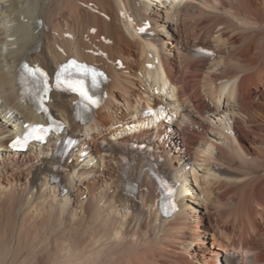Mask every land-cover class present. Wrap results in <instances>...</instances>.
<instances>
[{"label": "bare ground", "instance_id": "6f19581e", "mask_svg": "<svg viewBox=\"0 0 264 264\" xmlns=\"http://www.w3.org/2000/svg\"><path fill=\"white\" fill-rule=\"evenodd\" d=\"M122 11L151 18L159 47ZM93 43L126 67L110 68V98L88 128L72 119L74 98L55 96L70 123L61 138L88 144L96 161L80 165L64 192L50 174L34 178L54 142L22 155L7 147L10 123L35 117L18 100V69L65 60L58 44L92 58ZM196 45L217 57L193 58ZM152 48L166 74L146 66ZM0 116L9 121L0 127V264H264V0H0ZM104 139L115 148L106 155ZM143 139L173 152L184 179L182 213L160 224L154 193L141 209L121 195L117 147Z\"/></svg>", "mask_w": 264, "mask_h": 264}, {"label": "snow or ice", "instance_id": "6c2138e0", "mask_svg": "<svg viewBox=\"0 0 264 264\" xmlns=\"http://www.w3.org/2000/svg\"><path fill=\"white\" fill-rule=\"evenodd\" d=\"M69 67H74L77 71H82V66L80 65H77L75 61H71L69 65L65 66V68L63 69V72H67ZM24 68L26 69V71H28L29 74L31 75H35L36 73L28 67L27 64L24 65ZM63 72H58L57 73V86H61L62 84H65L67 83V86L69 88H71V90L73 91H78L80 93V95L85 99V100H88L89 102L91 103H95L96 101L93 100L89 95L88 93L85 91L84 89V84H83V81L82 80H78V81H63L61 80V76L63 74ZM83 74L84 75H87V71L86 70H83ZM93 80H95V77L93 76ZM45 91H47V84L45 82Z\"/></svg>", "mask_w": 264, "mask_h": 264}, {"label": "rangeland", "instance_id": "374dc122", "mask_svg": "<svg viewBox=\"0 0 264 264\" xmlns=\"http://www.w3.org/2000/svg\"><path fill=\"white\" fill-rule=\"evenodd\" d=\"M205 224V223H204Z\"/></svg>", "mask_w": 264, "mask_h": 264}]
</instances>
